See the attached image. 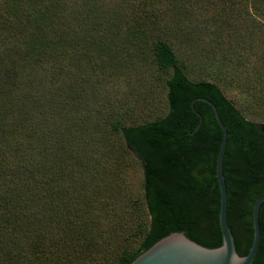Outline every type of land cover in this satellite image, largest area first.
I'll list each match as a JSON object with an SVG mask.
<instances>
[{
	"label": "trees",
	"instance_id": "16d2710c",
	"mask_svg": "<svg viewBox=\"0 0 264 264\" xmlns=\"http://www.w3.org/2000/svg\"><path fill=\"white\" fill-rule=\"evenodd\" d=\"M161 1L178 13L199 6V0H132L123 14L117 11L100 23L102 35L92 29L99 26L93 0H0V264H129L176 231L203 246H219L215 162L222 131L211 106L200 100L194 102L202 116L196 129L199 117L190 102L197 96L216 105L227 127L222 160L227 221L237 252H248L252 205L264 194V128L225 92L240 90L263 113L264 42L253 40L262 34L264 41V21L244 11L219 19L203 15L198 37L209 48L210 79H190L171 43L148 37L167 24L160 25ZM123 26L138 37L132 42L139 53L147 47L157 71L169 73L162 116L127 122L131 114L117 120L96 99L89 108L93 86L86 75L101 73L99 63L107 55L97 49L116 44ZM80 76L84 82L77 83ZM92 121L94 139L111 133L118 146H110L139 162V196L124 181L122 159L119 164L103 159L95 141L87 154L77 136ZM259 221L252 264H264V201Z\"/></svg>",
	"mask_w": 264,
	"mask_h": 264
},
{
	"label": "rangeland",
	"instance_id": "374dc122",
	"mask_svg": "<svg viewBox=\"0 0 264 264\" xmlns=\"http://www.w3.org/2000/svg\"><path fill=\"white\" fill-rule=\"evenodd\" d=\"M81 1L83 0H75L78 4ZM93 1L95 4L93 9L95 11L94 18L98 20L99 26L92 29L95 34L102 33L104 35L100 23L109 19L117 11L119 16L123 14L128 4L127 2L132 0ZM207 1L211 2V6L204 5ZM198 2V7L194 6L193 9L185 8L182 13L176 12L168 4L162 5V1L156 4L158 17L161 19L160 25H163V23L167 24L165 27L148 34V37L155 38L161 36L171 43L176 55L185 62V73L188 78L210 79L209 74L211 73L209 71L211 67L207 62L209 48L198 37V20L205 14L213 13L218 18L225 13L228 16H233L235 15V11L239 13L238 16H241L244 11L243 13H246L245 16L249 15L253 21L256 20V22L258 21L263 24L264 18L262 17L263 10L261 7H264V0H199ZM97 3L101 5L99 8ZM205 9H208V11ZM233 20L235 19L233 18ZM237 22L242 26H247V23ZM237 22L234 24L237 25ZM81 32L82 30H78L77 35L83 36L84 33ZM254 36L256 37V40H253L254 42L258 41V44L264 42L262 34H255ZM83 37L86 38L87 36L84 35ZM137 38L132 37L131 31L128 32L126 26H123L119 30V33L116 32V44L108 41L107 44L98 47L97 53L102 55L105 53L107 60L106 62L99 63L102 70L100 74L91 73L86 75V77H90L89 80L92 82H86V84H92L93 86V89H89L88 91L89 108L93 107L92 105H96V101L103 103L105 105L103 113L109 112L115 119H119V115L131 114L127 122H141L165 114L167 110L166 88L163 85V80L168 77L169 73L165 76L164 73L157 71L149 53H145L147 47L144 52L141 51L139 53L138 46L132 42L133 39ZM260 40L261 42H259ZM95 72H99V69H96ZM83 79L84 77L80 76L77 83ZM81 87L86 89V85H81ZM225 94L246 118L261 124L264 128V111L262 113V109L250 105L249 99L243 92L238 89H230L226 90ZM95 99L96 101H94ZM94 126H96V123L92 121L90 128L84 130L85 134L77 136V138L80 137L82 139L87 154L90 155L92 152V149L89 147L90 142L95 141L104 151L98 152V154L102 155L103 159L113 161L116 164H119L118 160L122 159L124 161L123 165H126L124 181L129 185L128 188L133 193L132 195L139 196L142 193L143 177L139 162L130 153L123 152L122 147L113 149L110 146V142L114 143L111 133H107L108 138L103 137L101 139V135L94 139L93 135L97 132L93 128ZM117 143L116 139V144H114L118 146Z\"/></svg>",
	"mask_w": 264,
	"mask_h": 264
},
{
	"label": "water",
	"instance_id": "95a60500",
	"mask_svg": "<svg viewBox=\"0 0 264 264\" xmlns=\"http://www.w3.org/2000/svg\"><path fill=\"white\" fill-rule=\"evenodd\" d=\"M200 100L211 106L219 124L222 137L215 162V177L219 186V227L222 243L217 247H206L188 238L183 232H172L154 242L136 256L129 264H252L261 239L259 207L264 201V194L258 196L252 205L253 237L248 252H237L233 235L227 221V188L222 170V160L227 144L228 131L216 105L204 96L194 97L190 106L199 117L196 129L202 121L201 114L195 109L194 102ZM192 132H190L191 134Z\"/></svg>",
	"mask_w": 264,
	"mask_h": 264
}]
</instances>
